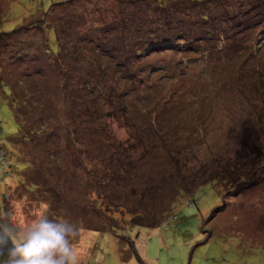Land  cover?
Segmentation results:
<instances>
[{
  "label": "rangeland",
  "instance_id": "1",
  "mask_svg": "<svg viewBox=\"0 0 264 264\" xmlns=\"http://www.w3.org/2000/svg\"><path fill=\"white\" fill-rule=\"evenodd\" d=\"M80 1L0 0V221L69 220L80 264H264V168L234 182L264 161V0Z\"/></svg>",
  "mask_w": 264,
  "mask_h": 264
},
{
  "label": "clouds",
  "instance_id": "2",
  "mask_svg": "<svg viewBox=\"0 0 264 264\" xmlns=\"http://www.w3.org/2000/svg\"><path fill=\"white\" fill-rule=\"evenodd\" d=\"M77 235L78 229L69 220L46 214L22 228L14 215L0 221V249L8 251L5 264H80L72 246Z\"/></svg>",
  "mask_w": 264,
  "mask_h": 264
},
{
  "label": "trees",
  "instance_id": "3",
  "mask_svg": "<svg viewBox=\"0 0 264 264\" xmlns=\"http://www.w3.org/2000/svg\"><path fill=\"white\" fill-rule=\"evenodd\" d=\"M41 1H44V0H41ZM82 1V0H81ZM80 1V2H81ZM49 2H51V0H45V2H44V5H45V7L44 8H46L47 6H48V3ZM54 3H56V2H54ZM70 3V5L71 6H73V7H75V1H70L69 2ZM44 8H42V9H44ZM40 9V8H39ZM41 29H43V27H40ZM45 29V28H44ZM55 36H56V39H57V34H56V32H55ZM153 48V47H152ZM15 114V118H16V113H14ZM16 122H17V118H16ZM18 123V122H17ZM20 127V124L18 123V130L20 129L19 128ZM1 158V157H0ZM2 159V162H3V164H5V159L2 157L1 158ZM264 161L262 162V161H255V159L254 160H252V162H251V166H252V170H254L253 171V173H252V175H251V177H248V178H246L245 177V175H244V177L243 178H241V177H236V178H234V182L237 184V185H235V187H236V190H237V197H239V196H241L242 195V192L244 191V190H249V189H252L254 186H256V184L259 182V181H257V179H256V173L258 172V171H260V170H262V168H264ZM242 169V168H241ZM226 171V172H225ZM109 175H107V179L110 181V179L111 178H114L115 177V175H113V173L112 172H109L108 173ZM250 176V175H249ZM222 177H223V179L226 181V182H228V183H230V180H231V172L230 171H227V170H224V173L222 174ZM260 179L262 178V177H259ZM194 184V183H193ZM193 185H192V189H193ZM192 189L191 190H189L188 192L189 193H191L192 192ZM74 204H76V203H74ZM107 207V206H106ZM106 207H104L103 208V210H104V213H105V215L106 216H108L109 218L111 217V216H113V215H116L115 214V212L113 213V212H111V211H109V210H107L106 209ZM225 207H227V205H225ZM224 207V208H225ZM95 208H98V207H95ZM224 208H220V209H218V210H216L215 212H214V214L215 213H219L222 209H224ZM110 213V214H109ZM111 215V216H110ZM133 220V222H139V221H137V220H134V219H132ZM124 241L127 243V244H129V246L131 247V245H132V247L134 246V244L133 243H131L130 241L131 240H127V239H124ZM131 243V244H130ZM9 247H10V245H9ZM7 258H8V251H7V249H0V264H5V262L7 261Z\"/></svg>",
  "mask_w": 264,
  "mask_h": 264
}]
</instances>
